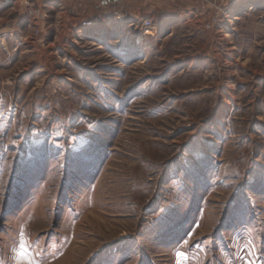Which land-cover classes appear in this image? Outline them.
Wrapping results in <instances>:
<instances>
[{
	"label": "rangeland",
	"instance_id": "1",
	"mask_svg": "<svg viewBox=\"0 0 264 264\" xmlns=\"http://www.w3.org/2000/svg\"><path fill=\"white\" fill-rule=\"evenodd\" d=\"M252 3L122 34L0 6V264H264Z\"/></svg>",
	"mask_w": 264,
	"mask_h": 264
},
{
	"label": "crops",
	"instance_id": "2",
	"mask_svg": "<svg viewBox=\"0 0 264 264\" xmlns=\"http://www.w3.org/2000/svg\"><path fill=\"white\" fill-rule=\"evenodd\" d=\"M197 0H42L48 16L55 19L69 18L79 29H89L103 24L114 34L130 33L136 29H143L142 21L150 20L153 31L157 29L159 20L167 21L183 16H190V3ZM234 3L243 2L246 5L253 4L252 0H230ZM0 6H11L16 14V23L25 29H31L34 18L30 16L22 6V0H0ZM243 6V5H242ZM10 13V12H8ZM122 13L124 20L120 24L115 14ZM157 21V22H155ZM162 23V24H163ZM123 25L121 32L117 25ZM95 25V26H96Z\"/></svg>",
	"mask_w": 264,
	"mask_h": 264
},
{
	"label": "built area",
	"instance_id": "3",
	"mask_svg": "<svg viewBox=\"0 0 264 264\" xmlns=\"http://www.w3.org/2000/svg\"><path fill=\"white\" fill-rule=\"evenodd\" d=\"M42 0H22V5L25 7L26 12L32 16L34 19H41L40 11H39V4ZM118 15V14H117ZM123 15H118V17H122ZM142 26L145 28H150V21L144 20L142 21Z\"/></svg>",
	"mask_w": 264,
	"mask_h": 264
}]
</instances>
